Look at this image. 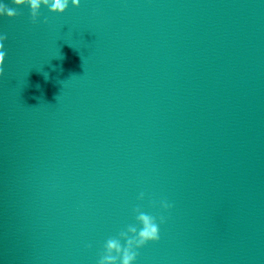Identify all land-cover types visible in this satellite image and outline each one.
Segmentation results:
<instances>
[{"label":"clouds","instance_id":"clouds-1","mask_svg":"<svg viewBox=\"0 0 264 264\" xmlns=\"http://www.w3.org/2000/svg\"><path fill=\"white\" fill-rule=\"evenodd\" d=\"M16 7L27 5L30 8L33 23L38 19L42 7L48 8L52 13L63 14L69 4L73 7H79L80 0H11ZM0 16H6L9 19L17 16L15 8L0 3ZM6 34H0V77L4 75V64L6 58L5 44ZM144 198V193H140L139 199ZM160 206L164 210L172 207L167 201H161ZM136 213L137 224L129 225L126 230L119 233V238H109L104 244L103 254L100 256L98 264H135L138 256L137 250L149 242H157L160 239L159 224L166 222V217L161 215L159 223L155 216L141 211L139 207L134 209ZM124 241L122 244L121 241Z\"/></svg>","mask_w":264,"mask_h":264}]
</instances>
